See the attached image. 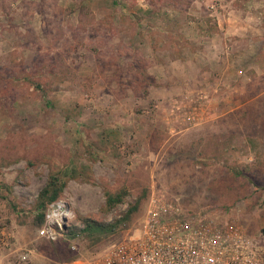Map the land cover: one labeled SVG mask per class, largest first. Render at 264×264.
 Wrapping results in <instances>:
<instances>
[{"label": "rangeland", "instance_id": "374dc122", "mask_svg": "<svg viewBox=\"0 0 264 264\" xmlns=\"http://www.w3.org/2000/svg\"><path fill=\"white\" fill-rule=\"evenodd\" d=\"M52 173L81 258L136 234L151 196L264 238V0H0V264L72 254L37 235Z\"/></svg>", "mask_w": 264, "mask_h": 264}, {"label": "built area", "instance_id": "2783aa9c", "mask_svg": "<svg viewBox=\"0 0 264 264\" xmlns=\"http://www.w3.org/2000/svg\"><path fill=\"white\" fill-rule=\"evenodd\" d=\"M72 217L66 202L58 198L46 208L37 235L62 237ZM70 248L77 249L72 242ZM28 255L22 252L19 258L25 261ZM66 264H264V238L231 219L218 223L212 217L196 218L174 201L151 196L136 234L102 255Z\"/></svg>", "mask_w": 264, "mask_h": 264}, {"label": "trees", "instance_id": "16d2710c", "mask_svg": "<svg viewBox=\"0 0 264 264\" xmlns=\"http://www.w3.org/2000/svg\"><path fill=\"white\" fill-rule=\"evenodd\" d=\"M31 84L33 86V89H32L33 95L46 96L45 91L43 89H41V86L38 82H31ZM248 144H249L250 148H252L253 150L256 147V144L253 142V139H248ZM0 186H1V184H0ZM64 186H65V181L63 180L62 176L52 173L48 176V179H47L45 185L38 192L37 197H36V201H35V206H34V214H33L35 224L38 226V228L40 226H42V224L44 222V214H45L46 208L48 207V205L50 203L57 200L61 196L63 189H64ZM5 188L7 189L6 193H4V192H2V190H0V200L5 201L6 205L8 207H10L12 210H14L16 204L9 197L10 188L6 187V186H5ZM145 194L146 193H143V196H145ZM120 198H121V195H117L116 197H112L111 195H109L108 196V204L112 205L113 203L118 202L120 200ZM137 204H138V202H136L134 205H131L127 209V212L122 217L115 219L111 223H103L100 221L86 219L85 220V233H87V235L92 240V237H95V239H96L97 235H99L100 233L113 232L118 226H120V224L122 222H126L129 220V218L131 217V214L136 211ZM74 232L75 231L71 227L65 225L63 228V236L62 237H59L56 240H50V239H46L43 237H41V238L44 239L47 243L55 245V247L53 249H54V252L56 254L58 253V247L56 245L58 243H61V244L67 243L69 245V250L72 252L71 255L67 256V259H66L67 262L66 263H68V262H70L76 258H81V256H82L81 254H77L78 253L77 249L72 250L70 248V243L73 240L71 235H73ZM50 252H52V251H50ZM95 256H97V255L85 254V257H89V258H92Z\"/></svg>", "mask_w": 264, "mask_h": 264}]
</instances>
